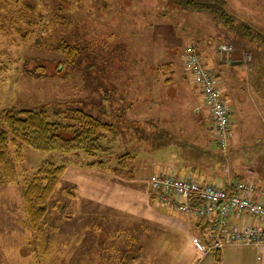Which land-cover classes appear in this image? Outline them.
I'll return each mask as SVG.
<instances>
[{
	"label": "rangeland",
	"instance_id": "1",
	"mask_svg": "<svg viewBox=\"0 0 264 264\" xmlns=\"http://www.w3.org/2000/svg\"><path fill=\"white\" fill-rule=\"evenodd\" d=\"M26 3L1 11L0 117L11 106L49 112L77 106L113 131L93 156L26 144L16 155L9 146L15 176L4 183L0 170V264H264L260 247L227 245L202 254L192 241L200 233L165 208L148 184L165 166L167 144L183 145L184 129L195 133L196 107L207 136L213 134L209 109L184 70L186 44L219 72L220 88L228 76L242 96L231 145L217 150L222 183L236 177L235 160L264 154V0H218L233 29L217 14L183 10L169 0ZM222 44L229 54L220 53ZM233 58L236 65L228 64ZM184 141L173 145L178 153L211 160L209 144ZM44 162L64 172L33 229L22 191ZM242 168L254 169L251 162Z\"/></svg>",
	"mask_w": 264,
	"mask_h": 264
},
{
	"label": "built area",
	"instance_id": "2",
	"mask_svg": "<svg viewBox=\"0 0 264 264\" xmlns=\"http://www.w3.org/2000/svg\"><path fill=\"white\" fill-rule=\"evenodd\" d=\"M230 51V46H220V53L229 54ZM182 58L185 71L199 88L209 109L218 149L226 152L231 137V109L222 95L219 77L195 45L186 44ZM148 184L165 208L201 222L202 236H194L192 241L202 254L220 251L227 245L264 248V186L257 188L247 179L236 178L225 185L200 182L164 170L152 173ZM244 216L257 223L245 222Z\"/></svg>",
	"mask_w": 264,
	"mask_h": 264
},
{
	"label": "trees",
	"instance_id": "3",
	"mask_svg": "<svg viewBox=\"0 0 264 264\" xmlns=\"http://www.w3.org/2000/svg\"><path fill=\"white\" fill-rule=\"evenodd\" d=\"M217 1L169 0L183 10L203 11L213 16L217 14L221 24L233 29V18ZM19 4L21 7L29 6L26 0H0V29L1 11L7 10L10 6L17 7ZM238 27L249 31L244 25ZM0 120L3 124V129L0 130V170L4 183L14 180L15 176L10 145L16 146V155L19 154L21 145L26 144L42 151L80 150L86 155L93 156L97 151L103 150L100 141L113 131L112 124L77 106L64 110L53 109L51 112L44 107L32 109L11 106L2 110ZM63 172L62 165L44 162L24 186L23 208L33 229L42 223L48 198ZM199 233L202 236V230H199Z\"/></svg>",
	"mask_w": 264,
	"mask_h": 264
},
{
	"label": "crops",
	"instance_id": "4",
	"mask_svg": "<svg viewBox=\"0 0 264 264\" xmlns=\"http://www.w3.org/2000/svg\"><path fill=\"white\" fill-rule=\"evenodd\" d=\"M233 61H235V58H233L232 60H228L227 62H228V64L236 65ZM227 71H229V70H227ZM186 73H187L191 83H193L192 78L189 75V73L188 72H186ZM218 75H219V84H220L219 72H218ZM222 87L224 90L222 95L225 98V100H227V101L229 100L232 104H234L233 107H232V105L228 104L231 107V109H233V112H231V114H230V125H231V129H232L233 124H235L237 122V120H235V118L233 117V114L237 109V105L238 106L240 105L241 100H242V96H240V94L238 93V86L235 84V82L233 83L231 78L228 76H227V79L222 80ZM195 89L198 92V96H200V99L203 101L201 92L196 85H195ZM189 101H191V99ZM202 103L205 104L204 101ZM204 107H205V105H204ZM201 109H202V107L201 108L196 107V109H194L195 118L193 120V123L195 125V131L194 130L193 131L195 133L187 132L184 129L182 132L183 135L180 136V138H183V143H182L183 145L178 144L176 141H175L176 143L174 142V144H167L168 148L166 149V153L168 154V159L165 160L166 161L165 166H162L163 164L161 162L160 167H158V169H162V170L165 169L166 172H172V173L180 175V176H188V177L194 178L200 182H211V183H216L219 185H225L227 181L222 183L223 177H221L220 172L218 171V169L221 168V159H220L219 155H217L218 146L216 144L215 137L212 133L210 136H207L208 132L204 126L205 123L203 121V112H200ZM205 109H206V107H205ZM188 136L190 137L191 140H193V141L196 140L195 144H197V145L205 146V145L209 144V147L212 149L211 151L212 152L214 151L213 153H210L211 160L209 162H207L205 159L203 160L201 158H198V156L187 157L185 155H181V153H178L179 151L177 150L176 147L178 145L185 146L186 141H184V140H186V138H188ZM210 138H212V140L209 143H207V141ZM200 141H203V143L201 144ZM191 143L192 142H190V144ZM230 143H231V139H230ZM230 143H229V145H231ZM173 145H175L176 147H174ZM171 146H172V148H170ZM238 157H240V156L235 157V159ZM240 159L241 160H239V161L235 160L236 164L233 165L234 166L233 168H236L238 171L236 174L233 173L234 175H236L235 178L236 179H247L250 182L254 183L257 186V188L263 187L264 186V154L262 152H259L256 155V157L254 159L252 158L251 160L249 159V160L245 161L242 158H240ZM244 162H246V163L251 162V166L254 167L252 172L250 171L252 174L245 172V170H243L242 167L244 165H246V163H244ZM153 169H154V166H153ZM158 169L157 170L155 169V171L156 172L160 171ZM183 217H184V220L187 221L188 227L192 228L195 231V233L199 232V230L202 229L201 228L202 227L201 222L197 218H194L191 216H186V215H183ZM242 220H244L247 223H257L256 220H253L252 218L246 217V216L242 217ZM193 235H195V234L193 233ZM251 247H254L255 250L259 249L258 247H255V246H251ZM262 250L264 251V249H262ZM258 251L259 250H257L256 252H258ZM258 260L261 263H264V256L262 255V257H260V259H258Z\"/></svg>",
	"mask_w": 264,
	"mask_h": 264
}]
</instances>
